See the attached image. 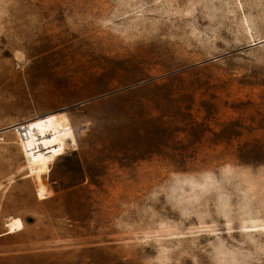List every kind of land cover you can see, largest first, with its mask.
<instances>
[{"label":"rangeland","instance_id":"1","mask_svg":"<svg viewBox=\"0 0 264 264\" xmlns=\"http://www.w3.org/2000/svg\"><path fill=\"white\" fill-rule=\"evenodd\" d=\"M0 264H264V0H0Z\"/></svg>","mask_w":264,"mask_h":264},{"label":"built area","instance_id":"2","mask_svg":"<svg viewBox=\"0 0 264 264\" xmlns=\"http://www.w3.org/2000/svg\"><path fill=\"white\" fill-rule=\"evenodd\" d=\"M8 129L14 131L18 138V144L21 149L23 156L25 157V153L30 156H38L41 154L47 155L48 150L45 149L42 138L35 131H33L32 126L28 122H22L15 124ZM68 146H61V150L58 154H64L68 149Z\"/></svg>","mask_w":264,"mask_h":264},{"label":"bare ground","instance_id":"3","mask_svg":"<svg viewBox=\"0 0 264 264\" xmlns=\"http://www.w3.org/2000/svg\"><path fill=\"white\" fill-rule=\"evenodd\" d=\"M31 126H32L33 131H35L38 135L41 136L43 145L45 149L48 150L47 153L60 147V143L58 142V140H56L57 139L56 134L53 131L52 126L49 124V119L43 122L38 121L37 124L31 125ZM44 132H47V133H44ZM47 138H50V140H48ZM43 155L44 154H41L38 156H30L27 153H25V157L27 158L29 162L38 161L42 158ZM6 227H7V231L4 234H11V233L22 230L24 227V224H23V221L19 217H15V218H11L6 223ZM4 234H1V235H4Z\"/></svg>","mask_w":264,"mask_h":264}]
</instances>
